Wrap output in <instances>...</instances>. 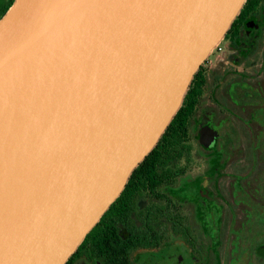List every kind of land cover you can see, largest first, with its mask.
<instances>
[{
    "label": "water",
    "instance_id": "obj_1",
    "mask_svg": "<svg viewBox=\"0 0 264 264\" xmlns=\"http://www.w3.org/2000/svg\"><path fill=\"white\" fill-rule=\"evenodd\" d=\"M247 1L15 0L0 20V264L69 261Z\"/></svg>",
    "mask_w": 264,
    "mask_h": 264
},
{
    "label": "flooded vegetation",
    "instance_id": "obj_2",
    "mask_svg": "<svg viewBox=\"0 0 264 264\" xmlns=\"http://www.w3.org/2000/svg\"><path fill=\"white\" fill-rule=\"evenodd\" d=\"M14 2L0 0V20ZM220 45L204 67L213 91L191 167L177 184L168 170L166 185L138 193L129 218L105 225L101 258L89 251L73 264H264V0Z\"/></svg>",
    "mask_w": 264,
    "mask_h": 264
},
{
    "label": "trees",
    "instance_id": "obj_3",
    "mask_svg": "<svg viewBox=\"0 0 264 264\" xmlns=\"http://www.w3.org/2000/svg\"><path fill=\"white\" fill-rule=\"evenodd\" d=\"M260 1L248 0L231 29L241 25L242 21L258 6ZM212 89L213 86H209L207 72L202 66L190 85L182 107L157 146L135 169L121 196L111 205L66 264H73L80 254L86 255L89 251L101 258L105 225L114 220L129 218V214L139 208L138 193L145 192L149 187L158 189L160 186L166 185L168 170L169 183H178V179L184 175L185 171L191 167L189 164L194 161L192 153H198L202 149L197 139L195 121L199 116L202 104L212 93ZM179 194L182 193L176 195Z\"/></svg>",
    "mask_w": 264,
    "mask_h": 264
},
{
    "label": "rangeland",
    "instance_id": "obj_4",
    "mask_svg": "<svg viewBox=\"0 0 264 264\" xmlns=\"http://www.w3.org/2000/svg\"><path fill=\"white\" fill-rule=\"evenodd\" d=\"M221 45L219 44L218 45V47H220ZM217 47V48H218ZM215 49L213 52H212V54L209 56V58L206 60V62L204 63V67L205 68H208V69H210V68H212L213 66H214V55L216 54V52H217V50L218 49ZM225 132V134H227V130H225L224 131Z\"/></svg>",
    "mask_w": 264,
    "mask_h": 264
}]
</instances>
